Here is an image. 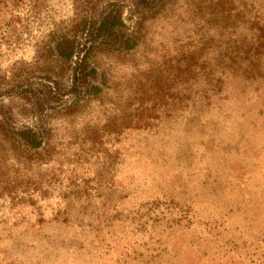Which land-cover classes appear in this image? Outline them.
I'll return each mask as SVG.
<instances>
[{"label":"rangeland","instance_id":"rangeland-1","mask_svg":"<svg viewBox=\"0 0 264 264\" xmlns=\"http://www.w3.org/2000/svg\"><path fill=\"white\" fill-rule=\"evenodd\" d=\"M110 3L138 45L99 48L98 91L83 100L72 90L82 52L60 59L53 36ZM199 3L23 0L0 40V264H264V84L219 118L202 109L206 131L194 124L211 56Z\"/></svg>","mask_w":264,"mask_h":264},{"label":"trees","instance_id":"trees-1","mask_svg":"<svg viewBox=\"0 0 264 264\" xmlns=\"http://www.w3.org/2000/svg\"><path fill=\"white\" fill-rule=\"evenodd\" d=\"M136 1L144 11H158L169 0ZM22 4L23 0H0V40L12 38L14 25L19 23L17 17ZM199 4V8L208 15L205 22L209 25L211 56L206 62L208 87L194 93L200 94L201 99L192 103V119L194 124H200V128L206 131L212 122V111L219 118L223 112L221 106L243 94L244 87L264 84V0H200ZM73 24L66 32L54 34L52 50L63 60H70L76 52H82L74 62L72 90L83 100H88L98 91L99 82L93 61L97 50L106 47L129 53L138 45V33L133 27H126L123 11L116 3H110L99 13L93 6ZM79 33L85 34L83 41L78 40ZM196 61L202 69V57L197 56ZM21 81L26 80L21 77ZM179 94L182 101L185 97L183 91ZM205 108L211 111V115L209 113V120L201 123L204 118L202 109ZM179 132L182 140L180 152L184 155L188 153L186 149L192 147L183 140L187 138L186 129ZM16 134L17 139L27 146L37 147L40 144L41 137L38 139L30 129L17 130ZM209 138L211 142L214 139L213 136Z\"/></svg>","mask_w":264,"mask_h":264}]
</instances>
